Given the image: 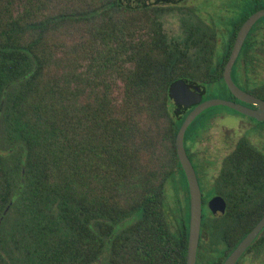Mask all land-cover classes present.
<instances>
[{
	"label": "trees",
	"instance_id": "trees-1",
	"mask_svg": "<svg viewBox=\"0 0 264 264\" xmlns=\"http://www.w3.org/2000/svg\"><path fill=\"white\" fill-rule=\"evenodd\" d=\"M248 3L240 23L264 8ZM160 16L122 0H0V264H187L189 201L180 231L166 203L178 172L189 200L175 144L187 111L171 88L203 44L170 41ZM263 216L236 223L228 252Z\"/></svg>",
	"mask_w": 264,
	"mask_h": 264
},
{
	"label": "flooded vegetation",
	"instance_id": "flooded-vegetation-1",
	"mask_svg": "<svg viewBox=\"0 0 264 264\" xmlns=\"http://www.w3.org/2000/svg\"><path fill=\"white\" fill-rule=\"evenodd\" d=\"M238 1L242 2L243 0ZM246 1L249 2L253 0ZM212 2L216 1L212 0ZM194 3V0H179L174 3H159L148 6V8L155 7L159 10L174 9L182 4H187L193 8V6H195ZM200 8L203 9L206 14H212L208 7ZM219 10L222 11L225 9L219 7ZM244 22L232 23V25H230L231 29H229V34L225 36L223 35L226 33V30H219L212 22L203 26V36L206 38L203 50L206 52L204 51V56L198 54L199 57L195 60L204 61V64H206L205 74H203V77L200 79L194 69L193 72H190L191 74L188 75L189 80L186 83L191 92L200 94V101L198 104L187 109L186 116L199 104L207 101L204 99V95L208 87L216 84L223 85V89L230 98L228 101L242 105L255 112L264 109V104L248 103L234 96L224 80L226 65L230 59L238 33ZM222 26H228V24H223ZM219 36H223L224 38L219 39ZM219 40L224 41L222 45L225 46V55H223L220 61H217L216 52L217 48L221 45ZM207 53L208 55H206ZM225 58L226 62L222 71L223 81L219 80L214 82L210 79V76H219L221 74V64ZM231 77L240 90L264 103V23L261 24L257 21L246 34L240 52L232 67ZM239 81L242 82L243 87L238 84ZM235 112L244 117L241 127H238V129L241 128L238 130L239 132L234 131L228 126L219 125L222 120L216 116L211 120L208 119L202 129H199L197 133L190 136L188 147L185 143L186 153L195 170L201 191L202 223L197 262L201 259V246L206 234L205 219L209 217L213 219L216 218L214 213L210 210V205L213 200L217 199L220 200L221 203H224L225 212L220 218L226 216L230 218L226 225H230V222H236L238 220L249 221L251 219V213L253 214L258 207L264 205V120L259 121L240 112ZM214 128H219L220 133L218 135H209L208 132ZM199 144H204L205 149L200 150V148H198ZM179 194L183 212L188 201L190 206L189 187V200L185 192H179ZM249 206H256V208L246 216L239 215V210ZM233 228L234 227L230 226L225 228L223 243L218 248L220 253L216 261H220L224 258L221 264L225 262L238 246L237 244L230 252L225 248L228 243H231L228 233ZM261 236L264 238V229L257 238ZM245 253L236 264H239Z\"/></svg>",
	"mask_w": 264,
	"mask_h": 264
},
{
	"label": "rangeland",
	"instance_id": "rangeland-1",
	"mask_svg": "<svg viewBox=\"0 0 264 264\" xmlns=\"http://www.w3.org/2000/svg\"><path fill=\"white\" fill-rule=\"evenodd\" d=\"M195 6L190 7L187 4H182L177 8L170 9H162L160 20L163 24V28L168 38L172 42H180L184 43L187 38L191 34L195 32V36L200 40L201 44H203V48L205 46V37L203 36V26L208 25L210 22L214 23L216 28L219 30L224 29L226 33L223 36L229 34V29H231L232 23H240L243 19L245 13H250L252 11V5L248 3V1L243 0L239 2L238 0H214L216 2H212V0H194ZM200 7H208V9L212 12V14H206L203 9ZM219 7H223L225 10L220 11ZM258 23L263 24L264 18L261 19ZM223 24H228V26H222ZM223 36H219V39L224 38ZM220 47L217 48V57L216 60L220 61V59L225 55V46L224 41H220ZM200 44V43H199ZM205 50L197 47H191L188 51L189 60L191 63L190 72L192 73L195 69L197 75L200 79L205 74L206 64L202 60H195L198 56H204ZM208 55V53L206 54ZM189 72V74H191ZM238 82V84L243 87L242 82ZM122 85L119 83L114 90V97L116 100L120 101L122 97ZM205 100H229L228 94L223 89V85L216 84L208 87L207 92L204 95ZM218 117L220 120L219 125L228 126L234 131H238V127H241L242 121L244 117L237 114L232 109L225 106H214L207 110H205L201 116L195 119L194 124L191 126L190 130L185 139V143L188 147V142L190 140V136L192 134L197 133L199 129H202L208 119H213L214 117ZM219 128L211 129L208 132L209 135H218ZM239 132V131H238ZM237 132V133H238ZM191 134V135H190ZM208 146V145H207ZM204 144H199L198 148L200 150H204ZM145 156V155H144ZM179 189V190H178ZM186 190L185 183L182 178L181 172L177 173L167 184L166 188V203L168 206L169 216L172 223V227L176 231H180L183 225V214H182V205L180 202V194ZM256 206L243 207L239 210V215H248L249 212H252ZM206 212V211H205ZM230 218L209 217L205 219V229L206 234L204 237V242L201 246V259L197 262V264H217L216 258L218 257L220 251L219 246L223 243L224 232L227 226L234 227L236 223L240 222V220L236 222H230V225H226ZM232 223V224H231ZM226 225V226H224ZM258 243L255 247L248 249L239 264H264V238L259 237Z\"/></svg>",
	"mask_w": 264,
	"mask_h": 264
},
{
	"label": "water",
	"instance_id": "water-1",
	"mask_svg": "<svg viewBox=\"0 0 264 264\" xmlns=\"http://www.w3.org/2000/svg\"><path fill=\"white\" fill-rule=\"evenodd\" d=\"M130 8H145L148 6L156 5L159 3H174L179 0H122ZM264 18V8L254 12L242 25L236 42L234 44L233 51L230 59L226 65L224 71V80L231 91V93L248 102L253 104H264L255 97L244 93L234 83L231 77V70L234 62L240 52L244 38L251 27L260 19ZM198 90V89H197ZM171 97L182 112L187 111L191 106L196 105L200 101V94L193 93L190 91L188 85L183 80L176 81L171 88ZM214 106H225L237 112H240L246 116L253 117L259 121L264 120V109L260 111L250 110L242 105L230 102L227 100H207L199 104L194 110H192L183 121L175 140L177 157L180 165L185 174L189 193H190V220H189V236H188V249H187V264H196L197 252L201 233L202 223V202H201V191L199 188L198 180L196 177L195 170L189 160L186 149H185V134L189 126L194 120L205 110ZM210 210L216 217H221L225 212V205L220 200H213L210 205ZM264 229V216L254 226V228L243 238L238 244L234 251L229 255L223 264H236L242 255L249 249L254 240L258 237L261 231Z\"/></svg>",
	"mask_w": 264,
	"mask_h": 264
}]
</instances>
